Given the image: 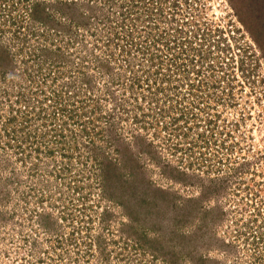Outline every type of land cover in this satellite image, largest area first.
Listing matches in <instances>:
<instances>
[{"label": "rangeland", "instance_id": "374dc122", "mask_svg": "<svg viewBox=\"0 0 264 264\" xmlns=\"http://www.w3.org/2000/svg\"><path fill=\"white\" fill-rule=\"evenodd\" d=\"M0 264H264V0H0Z\"/></svg>", "mask_w": 264, "mask_h": 264}]
</instances>
